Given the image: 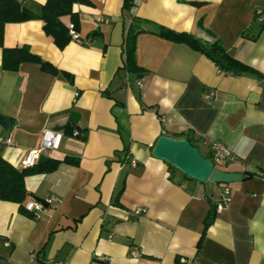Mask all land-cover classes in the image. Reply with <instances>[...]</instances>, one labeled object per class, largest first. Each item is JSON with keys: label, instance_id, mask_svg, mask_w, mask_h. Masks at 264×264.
Segmentation results:
<instances>
[{"label": "crops", "instance_id": "1", "mask_svg": "<svg viewBox=\"0 0 264 264\" xmlns=\"http://www.w3.org/2000/svg\"><path fill=\"white\" fill-rule=\"evenodd\" d=\"M18 1L38 17L45 4ZM88 2L74 7L81 40L64 49L39 18L5 26V48L27 46L70 77L30 62L7 71L0 47V115L14 122L12 132L0 124V138L13 141L0 145L1 156L21 170L46 133L63 136L42 157L61 161L58 169L25 180L22 207L37 201L44 209L25 214L0 201V264H264V180L209 184L153 153L161 137L188 135L204 157L214 141L232 151L223 172L264 174V0ZM157 25L207 45L219 40L258 74L224 71L159 36ZM131 27L144 31L139 74L124 69ZM139 207L147 213L136 216Z\"/></svg>", "mask_w": 264, "mask_h": 264}, {"label": "trees", "instance_id": "2", "mask_svg": "<svg viewBox=\"0 0 264 264\" xmlns=\"http://www.w3.org/2000/svg\"><path fill=\"white\" fill-rule=\"evenodd\" d=\"M130 1L132 0H125L126 7H131L129 5ZM76 4H89V2L88 0H45L41 15L38 17V15L24 8L18 0H0V47L3 48V68L7 71H17L22 63L30 62L41 64L42 69L46 72L54 75L62 74L67 78L70 77L68 73L59 71L56 67L54 68L52 64L43 61L40 57L33 54L27 46L13 49L5 48L4 37L5 26L7 24L23 23L39 18L44 24L43 31L53 39L54 44H56L59 49H64L72 40L68 30L69 24L74 23L77 29L81 30L79 15L74 11ZM157 29L158 31L156 33L159 36L166 38V40L185 44L196 51L206 54L224 71L232 72L233 74H258L253 68L234 59L219 40L211 45H207L202 40L197 39V37L189 33L175 32L159 25H157ZM143 32L144 31L136 30L133 27L129 29L124 65V69L129 73L139 74L143 72L138 66L136 58V37ZM259 34L260 33H258V35ZM256 38V36L252 37L254 40ZM67 132L71 134L72 130L67 128ZM186 140L196 147L192 137L187 135ZM64 162L75 165L78 164L77 160L70 158L65 159ZM60 164L61 161L59 160L44 157L37 165L19 170L6 161L0 154V201L20 204L22 208L21 211L25 214H29V212L22 207L29 196L25 184L26 178L34 174L53 172L58 169ZM251 178H260L264 180V174L251 172H245L243 174V180ZM212 222L213 219L210 218L206 221L204 235Z\"/></svg>", "mask_w": 264, "mask_h": 264}, {"label": "water", "instance_id": "3", "mask_svg": "<svg viewBox=\"0 0 264 264\" xmlns=\"http://www.w3.org/2000/svg\"><path fill=\"white\" fill-rule=\"evenodd\" d=\"M0 124L8 132L13 131L14 122L0 115ZM154 155L178 168L185 175L209 184H231L243 180V175L223 172L215 168L209 158H205L189 141L161 137L154 148ZM217 212V204L212 205V216Z\"/></svg>", "mask_w": 264, "mask_h": 264}, {"label": "built area", "instance_id": "4", "mask_svg": "<svg viewBox=\"0 0 264 264\" xmlns=\"http://www.w3.org/2000/svg\"><path fill=\"white\" fill-rule=\"evenodd\" d=\"M257 17L261 22H264V11L258 9ZM68 30L72 40L75 41L81 40V35L80 32L78 31L79 29H77L74 23L69 24ZM72 136L75 138L79 137L80 130L75 129L72 133ZM62 137L63 136L61 134L46 133L44 140L42 141L40 146L36 149L29 151V153L24 157L22 161V169L30 168L37 165L44 156V154H47V151L59 149L61 145ZM12 144H13L12 138H6V137L0 138V145L11 146ZM210 148L212 150V157L210 160L215 168H218L220 165L223 164V162L234 161L236 159L232 151L229 150L224 144H222L219 141L212 142L210 144ZM231 197H232L231 189L225 188L222 199L223 205H227V203L231 200ZM55 201L56 199L50 200V202H55ZM43 209H44L43 203L37 201H31L26 205V210L32 213L40 212ZM145 213H147V210L144 208L139 207L134 210V214L136 216H141ZM135 254L137 255V253Z\"/></svg>", "mask_w": 264, "mask_h": 264}]
</instances>
